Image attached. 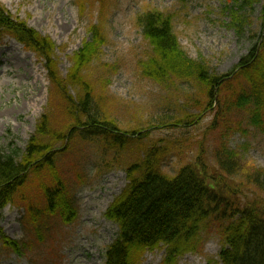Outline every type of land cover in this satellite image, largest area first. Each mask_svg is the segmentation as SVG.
I'll return each instance as SVG.
<instances>
[{
  "label": "rangeland",
  "instance_id": "obj_1",
  "mask_svg": "<svg viewBox=\"0 0 264 264\" xmlns=\"http://www.w3.org/2000/svg\"><path fill=\"white\" fill-rule=\"evenodd\" d=\"M0 4L14 18L26 21L29 28L55 42L63 76L71 67L70 57L90 39L91 25L102 29L106 44L84 75L103 115L116 121L121 130L147 127V144L159 139L171 143L181 139L179 148H172V154L165 159L164 172L176 174L199 155L213 169L215 155L223 144L238 155L242 171L235 182L241 187L248 173L264 172V130L253 126L247 113L239 118L234 113L227 116L234 131L222 128L223 122L218 128H211L216 106L192 126H168L175 124L176 118L199 114L201 109L194 102L204 96L188 77H171L159 83L144 76L142 65L153 49L137 22L138 16L149 10L171 17L184 54L192 61L205 62L212 72L222 75L264 39V0L254 7L244 38H239L228 25L227 0H87L84 13L78 0H0ZM0 39V151H15L20 156L50 102L55 103V110L52 108L49 113L55 130L66 131L73 119L61 109L60 98L51 99L46 62L9 35L1 34ZM70 93L76 97L77 91L70 88ZM224 133L228 136L222 138ZM70 146L68 152L56 155V166L69 187L75 218L67 224L59 215H41L39 237L35 225L27 220L24 203L0 209L4 235L22 244V254H18L0 240V264H105V252L119 231L107 219L106 212L128 184L127 164L140 155L132 144L116 149L101 140L85 142L77 138ZM115 158L119 162H114ZM27 194L43 208V195L36 185ZM251 198L264 201V193L255 191ZM202 240L201 252L187 253L176 264L219 260L223 243L218 231L214 227L204 229ZM166 258L165 247H160L143 252L137 264H165Z\"/></svg>",
  "mask_w": 264,
  "mask_h": 264
},
{
  "label": "trees",
  "instance_id": "obj_2",
  "mask_svg": "<svg viewBox=\"0 0 264 264\" xmlns=\"http://www.w3.org/2000/svg\"><path fill=\"white\" fill-rule=\"evenodd\" d=\"M86 1L78 0L82 13L86 11ZM227 2L228 25L239 38H244L259 0ZM137 22L153 49L142 65L144 76L159 83L171 77H188L197 83L204 96L193 100L201 109L199 114L173 118L175 124L168 126H192L216 106L211 128H218L223 122L222 128L234 131L226 121L227 116L234 113L239 118L247 113L252 125L264 130V39L256 42L233 69L219 75L205 62L192 61L184 54L171 17L149 10L139 15ZM1 34L16 39L46 62L51 99L60 98L61 109L73 119L66 131L55 130L49 115L52 108L55 110V103L50 102L21 157L15 151L10 154L0 151L1 210L10 204L24 203L27 220L35 225L39 237L41 215H59L61 220L72 222L74 201L57 171L56 155L68 152L77 138L85 142L101 140L116 149L132 144L140 158L127 164L128 184L106 212L107 219L118 226L119 232L106 250L105 264H137L143 252L160 247L167 252L165 264H176L185 254L202 251V232L208 227L218 231L223 243L219 260L209 259L208 264H264V201L251 198L255 191L264 193V172L248 173L241 187L235 182L242 171L238 155L226 144L217 151L213 169L199 155L176 174L164 172L165 159L172 154V148H179L181 139L173 143L159 139L147 144L150 136L147 127L121 130L116 121L103 115L93 87L84 75L106 44L100 27L91 25L90 39L70 57L72 64L66 76L59 70L55 42L29 28L26 21L14 18L0 4ZM250 37L255 39L254 35ZM70 88L76 89V97L71 95ZM237 123L240 125L241 121ZM114 162H119L118 158ZM35 185L43 195V208L28 197V191ZM0 240L5 247L22 254V244L7 238L1 227Z\"/></svg>",
  "mask_w": 264,
  "mask_h": 264
},
{
  "label": "bare ground",
  "instance_id": "obj_3",
  "mask_svg": "<svg viewBox=\"0 0 264 264\" xmlns=\"http://www.w3.org/2000/svg\"><path fill=\"white\" fill-rule=\"evenodd\" d=\"M10 82V81H9ZM20 84V83H19Z\"/></svg>",
  "mask_w": 264,
  "mask_h": 264
}]
</instances>
